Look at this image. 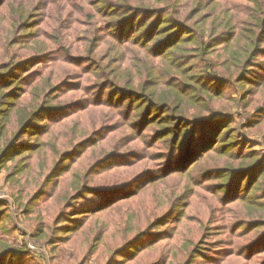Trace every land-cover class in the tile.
I'll return each instance as SVG.
<instances>
[{"label":"rangeland","instance_id":"1","mask_svg":"<svg viewBox=\"0 0 264 264\" xmlns=\"http://www.w3.org/2000/svg\"><path fill=\"white\" fill-rule=\"evenodd\" d=\"M228 2L233 3L229 5L231 9L237 8L241 3L244 5L242 0H228ZM31 3L32 1L28 5ZM81 8H83L82 5L75 4L73 13H69L67 17L63 16L65 19H62L60 23L58 21L60 28H57L56 22L51 19V17L57 18V8L43 9L40 12L41 18H35L40 27L39 36L44 39L45 29L50 31L51 35L65 33L66 36L69 35L68 42L72 43L77 51L74 53H81L85 44L83 39L89 35L88 27L101 26L99 15L94 14L93 11L88 12L89 16H79L77 12ZM198 19L199 16L190 23L204 27L200 24L202 21ZM7 24L2 10L0 11V63H5L9 55L17 54L14 57L17 59L30 53L20 42L15 43L13 47L3 45L6 42L1 30L3 26L6 28ZM137 33L138 30L135 28L133 36ZM186 35L182 36L186 37ZM250 39L254 38L246 39L244 32L235 42L233 40L232 46L228 49L224 46L214 48L202 62L207 66L205 74L209 71L212 74L216 72L214 78L223 79L216 81V87L222 88V92L220 96L213 98L212 107L218 110L221 118L226 119L223 123L219 119L217 124L209 126L207 128L209 132L207 131L204 138L210 134L211 137L206 140L200 150L192 152L186 158L181 156L169 163L167 147L168 142L172 141L173 129L165 130L164 132H169L166 136H163L165 135L163 133L158 134L156 138L155 132L162 133L160 129H163L164 125L167 127L172 125L174 123L172 121L162 125L157 124L145 130L138 129L136 133L138 131L141 133L142 130L143 132L140 138L134 141L129 140L133 136L123 124L126 121L123 117L108 113L104 116L106 107L97 108L99 109L96 110L97 112H92L90 107L86 111L57 112L36 122L37 132H27L18 143L26 144L27 148L33 145L35 149L31 152L32 154L30 152L29 154L25 147L23 152H14V158L3 162L4 164L0 166V248L8 246L19 252L17 257L13 258V263L151 264L161 259L162 264H186L189 251L195 248V251L200 252L192 255L189 264H211L213 260H218V257L214 255L220 251L219 248H221L220 252L226 251L221 245L223 240L218 241L217 247L216 238L224 237V234L218 235V233L223 227L221 219L227 214L233 228V223H237L232 238L236 249L254 240L264 239V208L255 210L247 204L232 201V194L225 198V188L222 186L227 179V169L243 168L240 172L247 173L246 169L256 162L254 156H259V160L263 158L261 163H264V116H258L262 112H257L259 107L264 110V69H261V67L264 68V38L259 41L260 53L255 58L253 57L258 53L257 50L246 46ZM233 43L236 52L240 48L241 54L249 53L248 56L253 61L251 71L257 75L246 76L248 81L250 77L253 78L252 83H245L244 76H241L230 63L229 54L233 53ZM7 51L11 54H7ZM135 52L129 49L128 59L133 57ZM63 53H60V58L58 55H49L39 64L34 63L28 68L26 66L23 70L16 71L17 76L37 71L39 76H36L32 83L35 84L39 78H44L43 80L47 83L44 87L31 91L34 84L31 83L29 87L28 83H22L23 79L19 81L18 89L20 93L24 91L19 94L20 99L25 101L22 107L10 110L5 118L0 117V152L4 149L5 141L11 139L15 131L20 128V119L27 116L29 108L33 106V103L29 106V102L35 95H37L35 99L40 102L43 94L49 93V90L46 92V88L51 87V93L54 94L53 100L49 102L58 103L55 108H61L69 105L67 103L69 97L76 98L80 94L75 91L71 93L60 91L61 85H56L69 81L68 78L71 75L67 74H72L71 77L85 74L82 68H72L69 65L72 60L77 59L79 63L81 59L64 58ZM57 57L62 60L55 66L51 60ZM258 64L260 66H257ZM84 77L79 78L85 81ZM79 78H75L74 83H77ZM239 80L243 83L239 84ZM11 86L12 82L5 86L0 85V96L10 91ZM58 93L61 94L57 95ZM200 101H206L204 95H200ZM195 108L198 107L193 106L191 102L184 105V110L187 109L189 114H194ZM177 113L178 111L170 112L169 116L175 117ZM158 116L155 115L151 119L155 120ZM225 126L236 134V146L235 142L227 145V141L222 137L226 131L223 130ZM218 133L220 134L217 136ZM154 135L155 138H153ZM76 146L79 148L75 149ZM171 146L174 151L175 141ZM67 153L75 154L64 156ZM253 153L254 155L249 158L248 156ZM109 154L111 155L100 166L91 169L98 159ZM21 155H27V157ZM64 157H69V160ZM241 157H243L242 160ZM60 159L64 161L55 170L53 174L55 176L43 195L30 203L28 211L18 205L14 197L20 196L21 202H28L44 180L46 172ZM194 163L196 164L190 168ZM15 164H17V173L11 179L9 176ZM146 167L153 169L154 172L151 174L153 178L160 177L159 171L162 169H165L168 175L149 184H146V181L150 178L146 175L141 176L133 186L125 188L123 192L112 194L113 196L108 197L105 202L104 199V203L95 210L71 215L83 204L82 201L76 200L73 204L69 202L66 205V198L73 189L74 176L78 178L89 169L88 179L94 183L111 182L114 179L119 181L132 177L135 171H143ZM43 171L46 172L42 175ZM263 174L264 164L259 171L252 172V183L255 181L257 183ZM242 179L243 176L239 180L236 179L235 190L240 183L242 185L246 183L247 178ZM232 182L230 181L231 184ZM249 183L250 187L254 185L251 181ZM225 185L227 186V183ZM258 185L259 188L253 192L255 189L253 187L250 193L261 196L264 178ZM242 192L243 188L240 193ZM237 194L239 193L236 192L233 195ZM247 194L249 196V192L245 193ZM258 203L263 204L264 198L260 197ZM71 204L72 206H69ZM152 216H160L153 227H151ZM67 217H79V221H66ZM252 222L260 224L255 229L247 230L248 226L244 224ZM75 224L79 226L72 231H63L62 227ZM136 230L143 231L123 252L116 254V249L121 250L124 242L137 234ZM101 233L103 235L100 239ZM226 239L228 241L229 236H225L224 240ZM262 250L264 245L250 251V255L254 254L247 260L243 255H235L231 260L222 259L221 261H223L222 264H264ZM256 251L261 252L256 254Z\"/></svg>","mask_w":264,"mask_h":264},{"label":"trees","instance_id":"2","mask_svg":"<svg viewBox=\"0 0 264 264\" xmlns=\"http://www.w3.org/2000/svg\"><path fill=\"white\" fill-rule=\"evenodd\" d=\"M31 1L32 3L28 5ZM203 1L205 0H0V11L3 10L5 19L8 22L6 28L3 26L1 30L6 42L3 45L13 47L15 43L20 42L30 52L23 57H17V59L14 58L17 54H12L13 57L9 55L5 63H0V85L5 86L7 83L12 82V86L9 88L11 90L0 96V117L5 118L10 110L22 107L25 100L20 99L19 94L24 91L20 93L18 89L20 87L19 81L23 79L22 83H28L30 87L32 80L39 76L37 71L34 73L33 71L26 72L24 75L17 76L16 71L23 70L26 66L28 68L34 63L39 64L49 55L59 56L60 53L64 52V58L76 57L81 59L79 63L77 59H74L75 61L72 60L69 65L72 68H82L85 73V77L83 73L79 76L84 77L85 81L80 79L77 74V77H71L72 74H67L68 76L71 75L68 78L69 81L56 84L61 85L60 91L80 93L76 98L67 97L69 100L67 102L69 103L68 106L55 108L58 103L51 104L49 102L53 100L52 95L54 94L51 93V87L46 88V92L49 90V93L48 95L43 94L39 100L40 102L35 99L37 95L34 96L33 100L29 102V106L32 103L33 106L29 108L27 116L20 119V128L15 131L11 139H7L4 143V149L0 152V166L4 164L3 162L13 159L14 152L24 151L27 145L18 143L27 132H37L36 122L43 117L68 110L86 111L89 107L92 112H97L96 110H99L97 108L106 107L104 116L108 113L123 117L126 120L123 124L127 126L133 136L129 139L130 141L140 138L141 133L146 128L157 124L162 125L166 122H174L168 127L164 125L165 127L160 129L162 133L155 132L157 138L158 134L165 133L163 136H166L169 133L167 129L170 128V131L173 129L172 141L168 142L169 146L167 147L169 163L173 162L175 158L181 156L186 158L192 152L200 150L201 146L205 145L206 140L211 137L210 134L204 138L208 131L207 128L217 124L219 119L222 123L226 119L225 117L221 118L218 110L212 107L213 98L220 96L219 94L222 92V88L216 87V81L223 79H215L214 74H217L216 72L212 74L209 71L205 74L207 66H205L206 64L203 65L202 62L205 61V57L214 48L224 46L228 49L232 46L233 40L235 42L238 36L243 35L244 32L246 33V39L254 38L250 39L246 46L257 50L258 53L253 57L255 58L260 53L259 41L264 38V0H242L244 5L241 3L233 9L229 7L233 3H229L228 0ZM77 3L83 6L77 12L79 16H89L88 12L93 11L94 14L99 15L101 24L98 28L88 27L89 35L83 39L85 44L81 53H74L77 51L73 44L68 42L69 35L66 36L65 33V36L64 34L56 35L55 33L51 35L50 31L45 29L44 39L39 36L40 27L35 18H41L40 12L43 9L57 8V18L51 17V19L56 22L57 28H60L58 21L60 23L62 19H65L63 16L66 15L67 17L69 13H73V6ZM197 16H199L198 21H202L200 24L204 27H199L195 25L196 23H190ZM74 23L75 19L73 20ZM135 28H137L138 33L133 36ZM184 34H187L186 37L182 36ZM31 46H33L32 49ZM129 49L136 52L132 55L133 57L128 59L127 51ZM7 54H11V52L7 51ZM229 55L231 65L239 71L241 76H244L245 83H252L253 78L250 77L251 79L248 81L246 76L248 74L257 75V73L251 71L253 61L248 56L249 53L244 52L241 54L240 48L236 52L233 43V53ZM61 60L57 57L52 59L51 62H54L56 66L57 62ZM261 69L264 68L261 67ZM75 78H79L77 83H74ZM43 79L39 78L35 84L32 83L34 85L31 91L44 87L47 82ZM238 82L239 84L243 83L242 80ZM25 92L28 93L27 90ZM59 94L61 93L57 95ZM200 95H204L205 102L200 101ZM187 102H191L193 106L198 107L194 109V114H189L187 109L184 110V105ZM173 111H178L174 115L176 118L169 116V113ZM257 112L260 113L258 116H264L262 108H257ZM155 115L159 116L155 120L151 119ZM140 128L143 129L141 133H139ZM138 129L139 131L136 133ZM165 130L167 131L164 132ZM223 130H226L222 137L227 141V145L235 142L234 145L236 146L234 131L229 130L228 126H225ZM155 135L153 138H155ZM174 141L176 148L173 151L171 145ZM32 146L31 148L26 147L28 153L33 152L35 149ZM77 148L79 146L75 147V149ZM134 152L138 154L137 151ZM75 153H67L64 156H72ZM110 155L98 159L99 161L97 160L91 169L100 166ZM253 155L254 153L248 157L251 158ZM21 156L27 157V155ZM253 158L256 162L246 169L248 170L247 173L240 172L243 168L227 169V179L222 186L225 188V198L230 197L232 194V201L247 204L255 210H261V208H264V203H258V200L260 197L264 198V188L261 196L250 193V191L253 187H255L253 192L259 188L258 183L259 181L262 182L264 174L259 177L257 183H255L256 181L252 183V172L259 171L264 163H261L263 158L259 160V156ZM242 159L243 157H241ZM66 160H69V157ZM63 161V159L57 160L53 164L54 167L52 166L48 172L43 171L42 175L46 172V176L28 202L23 203L20 201V196H15L16 203L28 211L30 203L43 195L49 182L55 176L53 175L55 170L59 168ZM16 167L17 164L13 166V172L10 173L9 178H14L17 173ZM143 169V171H135L132 177H126L119 181L114 179L111 182L106 181L103 183L90 181L87 173L89 169L78 178L74 176L73 189L70 191L73 195L68 194L66 205L69 202L73 204L76 200L82 201L83 204L77 207L75 213L71 215H79L95 210L112 194L123 192L126 190L125 188L133 186L141 176H148L150 179L146 181V184H149L168 175V172L162 169L159 171L160 177L153 178L151 177L154 172L152 168L146 167ZM241 176H243L242 180L247 178L246 183L244 185L240 183L235 190L236 179L239 180ZM230 181H233L232 184ZM250 181L251 184H254L251 187ZM242 188L243 192L240 193ZM236 192L239 194L234 196L233 194ZM246 192H249V196L248 194L245 195ZM72 204L69 206H72ZM159 217H151V227L157 224ZM68 220L77 222L79 217H67L66 221ZM221 222L223 227L218 235L222 233L224 237H217L216 245L218 247V241L223 240L221 245L226 251L220 252L221 248H219L220 251L214 255L218 257V260L212 259L211 264H222V259L231 260L235 255H243L245 260L250 259L249 257L254 253L250 255L249 252L264 245V239H257L258 241L254 240L240 249H236L232 238L237 223H233V228L228 214L221 219ZM259 224V222H252L244 225L248 226L247 230H251L257 228ZM77 226L79 225L75 224L62 228L63 231L70 232ZM217 230L220 231V229ZM142 231H138L136 235L126 240L121 246V250L116 249V254L123 252ZM102 235L101 233L100 239ZM225 236H229L228 241L227 239L224 240ZM198 252L200 251H195V248L190 250L186 264H189L192 255H196ZM260 252L256 251V254ZM18 253L17 250L8 248V246L1 247L0 264H14L13 258L17 257ZM151 264H162L161 259Z\"/></svg>","mask_w":264,"mask_h":264}]
</instances>
